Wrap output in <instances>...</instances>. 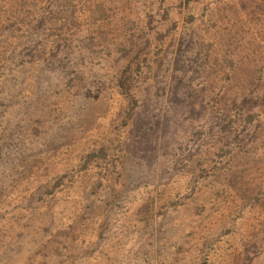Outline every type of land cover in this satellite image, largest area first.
<instances>
[{
  "label": "rangeland",
  "instance_id": "1",
  "mask_svg": "<svg viewBox=\"0 0 264 264\" xmlns=\"http://www.w3.org/2000/svg\"><path fill=\"white\" fill-rule=\"evenodd\" d=\"M0 0V264H264V0Z\"/></svg>",
  "mask_w": 264,
  "mask_h": 264
},
{
  "label": "trees",
  "instance_id": "2",
  "mask_svg": "<svg viewBox=\"0 0 264 264\" xmlns=\"http://www.w3.org/2000/svg\"><path fill=\"white\" fill-rule=\"evenodd\" d=\"M187 1H188V0H187ZM187 1H186V2H187Z\"/></svg>",
  "mask_w": 264,
  "mask_h": 264
}]
</instances>
